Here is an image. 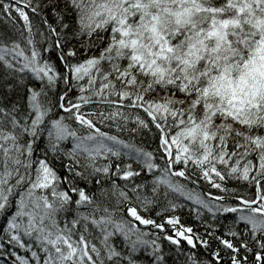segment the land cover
<instances>
[{
    "label": "snow or ice",
    "instance_id": "6c2138e0",
    "mask_svg": "<svg viewBox=\"0 0 264 264\" xmlns=\"http://www.w3.org/2000/svg\"><path fill=\"white\" fill-rule=\"evenodd\" d=\"M0 264H264V0H0Z\"/></svg>",
    "mask_w": 264,
    "mask_h": 264
}]
</instances>
